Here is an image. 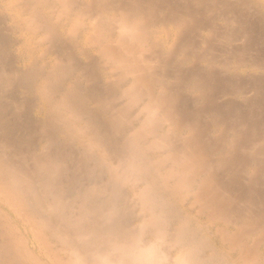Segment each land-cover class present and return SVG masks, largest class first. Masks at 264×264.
<instances>
[{
  "label": "bare ground",
  "instance_id": "obj_1",
  "mask_svg": "<svg viewBox=\"0 0 264 264\" xmlns=\"http://www.w3.org/2000/svg\"><path fill=\"white\" fill-rule=\"evenodd\" d=\"M261 72L264 0H0V264H133L124 247L173 261L166 239L100 236L101 215L73 194L100 174L87 146L115 166L132 125L215 243L264 264ZM247 88L245 110L233 97Z\"/></svg>",
  "mask_w": 264,
  "mask_h": 264
},
{
  "label": "water",
  "instance_id": "obj_2",
  "mask_svg": "<svg viewBox=\"0 0 264 264\" xmlns=\"http://www.w3.org/2000/svg\"><path fill=\"white\" fill-rule=\"evenodd\" d=\"M149 121L146 115L142 124ZM135 129L132 125L124 137L129 143L128 157L115 166L107 164L97 148L87 146L86 153L95 159L100 174L91 177L87 184H79L73 194L82 200L81 211L90 207L101 215L97 233L102 237L116 234L122 238L127 230L131 231V247H138L142 240L166 239L168 250L175 255L168 264H238L227 248L215 243L212 235L215 231L209 233L207 223L197 218L190 206L183 205L167 186L166 166L160 163L163 152L152 138H132ZM101 178L106 181L103 189L109 198L98 192ZM92 194L96 198L89 203L88 197ZM148 210L149 219L144 216ZM122 253L133 264L157 263L148 249H139L133 254L129 247H124Z\"/></svg>",
  "mask_w": 264,
  "mask_h": 264
},
{
  "label": "rangeland",
  "instance_id": "obj_3",
  "mask_svg": "<svg viewBox=\"0 0 264 264\" xmlns=\"http://www.w3.org/2000/svg\"><path fill=\"white\" fill-rule=\"evenodd\" d=\"M4 23H5V24H4ZM1 24H2V25H3V24L6 25V27L3 25L4 27L2 26V28L4 29V32H7V31H6V30H8V29H7V25H8V28H9V24H7L6 22H3V23H1ZM218 45H220V44H218ZM218 48H219V46L217 47V51H216V52H217L218 54H220V56H221V54H223V53H221V52L223 51V50H222V46L220 45V48H221L220 51H221V52L218 51V50H219ZM13 53H14V56H15V51H12V52H11L12 55H13ZM195 62H197L196 65H198L199 67H202V69H205V68H204L205 65L203 64V62H200V61H197V60H196ZM198 62H199L200 64H198ZM192 63H194V60L192 61ZM201 63H202V64H201ZM16 64H17V63H16ZM20 64H21V63H18L17 66H18V65L20 66ZM203 65H204V66H203ZM19 68H20V67H19ZM225 74H226L227 76L230 75V73H225ZM228 74H229V75H228ZM244 74H245V75H244ZM247 74H248V73H238V74L236 75V73H235V77H236V76H238V77L235 78L234 75H233V77H234V79H237V80H239V81L242 82V81H243V77L246 78V77L248 76V77H247L248 81H247V79H246V80L244 79V81H246V84H247V83L250 84L251 76H250L249 74H248V75H247ZM263 74H264V72H261V73H259V76H260V75H263ZM263 76H264V75H263ZM263 76H261V77H263ZM263 78H264V77H263ZM242 83H245V82H242ZM247 86L249 87V85H247ZM249 91H250V92H249ZM255 95H256V92H254L253 89L251 90V88H250V89L247 88L246 91H245V93H244V96H239V97H238V96H235V97H233V98L235 99V102H236L237 104L241 103L242 106H241V104H240V106H241L243 109L246 110V109L248 108V106H247V104H248V99H250V98L252 99L251 96L254 97ZM188 96H190V97H188ZM223 96H224V95L220 96V99H221V100L226 99V98H224ZM227 96H228V95H225V97H227ZM248 96H249V97H248ZM186 97H187V99H189L188 101H191V99H192L191 97H192V96H191L190 94L188 95V93H186ZM240 97H241V98H240ZM190 98H191V99H190ZM243 98H244V99H243ZM245 98H248V99H245ZM234 99H233V100H234ZM236 99H238L237 101H238L239 103L236 101ZM240 99H243V100H240ZM245 100H246V102H245ZM188 101H187V103H189L190 106H195L194 108L198 107V105H196L195 102H193V103H195V104L192 103V101H194V100H192L191 102H188ZM240 101H241V102H240ZM242 102H243L245 105H244ZM187 106H188V105H187ZM192 108H193V107H192ZM261 108L263 109V112H258V113H260V118H259V119H260L261 121H264V120H263V119H264V118H263L264 116H262V115L264 114V106H261V107L258 109V111H259V110L262 111ZM34 115H35V117H34L35 120H39V119H40V116H39L37 113H34L33 116H34ZM24 116H26V115H20L19 118L23 119ZM38 117H39V118H38ZM261 117H262V118H261ZM209 136H211L213 139L210 137V138H211V140H210V139H209ZM208 139H209L210 141H214V140L217 141V140H216V136H215L214 133L209 134V135H208ZM263 156H264V155H263ZM244 176H245V175H244ZM247 176H248V173L246 174V176H245L244 178H246ZM115 258H117V257L115 256ZM110 260H111V259H110ZM116 260H117V259H116ZM116 260H115V261H116ZM112 261H113V263H111V264H116L115 261H114V259H113ZM116 262H117V261H116ZM109 263H110V262H109Z\"/></svg>",
  "mask_w": 264,
  "mask_h": 264
}]
</instances>
